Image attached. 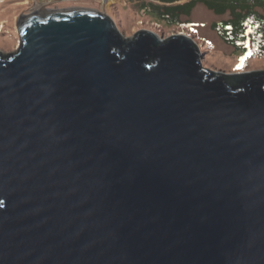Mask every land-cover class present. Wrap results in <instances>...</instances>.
<instances>
[{
    "label": "water",
    "instance_id": "1",
    "mask_svg": "<svg viewBox=\"0 0 264 264\" xmlns=\"http://www.w3.org/2000/svg\"><path fill=\"white\" fill-rule=\"evenodd\" d=\"M18 30L0 264H264V71H210L188 37L123 39L93 10Z\"/></svg>",
    "mask_w": 264,
    "mask_h": 264
},
{
    "label": "rangeland",
    "instance_id": "2",
    "mask_svg": "<svg viewBox=\"0 0 264 264\" xmlns=\"http://www.w3.org/2000/svg\"><path fill=\"white\" fill-rule=\"evenodd\" d=\"M143 1L149 0H0V53L9 56L20 49L18 27L24 18L35 15L36 11L93 10L109 16L123 39H131L139 31H151L161 40L176 35L188 37L199 49L202 67L216 73L264 71V56L241 60L234 48L213 30V23L227 19L228 14L217 15L199 4L190 17H182L181 24L172 26L156 17L142 15L139 4Z\"/></svg>",
    "mask_w": 264,
    "mask_h": 264
},
{
    "label": "trees",
    "instance_id": "3",
    "mask_svg": "<svg viewBox=\"0 0 264 264\" xmlns=\"http://www.w3.org/2000/svg\"><path fill=\"white\" fill-rule=\"evenodd\" d=\"M180 1H143L139 4V12L177 26L181 24L182 17H190L192 10L202 4L217 15H229L227 19L213 23L212 28L222 41L234 48L241 60L264 56V0ZM230 82L236 83V80L228 78L229 85Z\"/></svg>",
    "mask_w": 264,
    "mask_h": 264
},
{
    "label": "bare ground",
    "instance_id": "4",
    "mask_svg": "<svg viewBox=\"0 0 264 264\" xmlns=\"http://www.w3.org/2000/svg\"><path fill=\"white\" fill-rule=\"evenodd\" d=\"M67 12L68 11H73V12H76V11H87V10H66ZM65 11V12H66ZM91 11V10H90ZM64 11H51V10H45V11H43V12H37L36 11V13H35V15H34V13H33V15L32 16H36V17H43V16H49V15H52V14H56V13H65ZM29 17H31V15L29 16ZM29 17H27L26 19L24 18V20H22L21 21V24H23ZM20 24V25H21Z\"/></svg>",
    "mask_w": 264,
    "mask_h": 264
}]
</instances>
